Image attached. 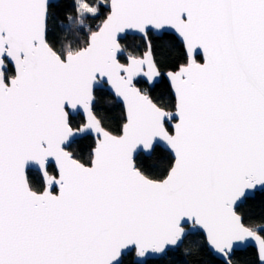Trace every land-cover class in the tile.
<instances>
[{
  "label": "snow or ice",
  "instance_id": "6c2138e0",
  "mask_svg": "<svg viewBox=\"0 0 264 264\" xmlns=\"http://www.w3.org/2000/svg\"><path fill=\"white\" fill-rule=\"evenodd\" d=\"M0 264H264V0H0Z\"/></svg>",
  "mask_w": 264,
  "mask_h": 264
}]
</instances>
